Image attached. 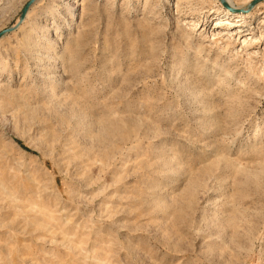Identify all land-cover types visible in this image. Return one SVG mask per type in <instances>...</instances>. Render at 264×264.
Returning <instances> with one entry per match:
<instances>
[{
	"label": "rangeland",
	"instance_id": "rangeland-1",
	"mask_svg": "<svg viewBox=\"0 0 264 264\" xmlns=\"http://www.w3.org/2000/svg\"><path fill=\"white\" fill-rule=\"evenodd\" d=\"M257 6L35 3L0 40V264H264Z\"/></svg>",
	"mask_w": 264,
	"mask_h": 264
},
{
	"label": "bare ground",
	"instance_id": "bare-ground-1",
	"mask_svg": "<svg viewBox=\"0 0 264 264\" xmlns=\"http://www.w3.org/2000/svg\"><path fill=\"white\" fill-rule=\"evenodd\" d=\"M38 1L39 0H37L35 3H37ZM245 1L246 2L244 5L237 6L236 3H234L232 0H225V2H226V7H225L220 2V0H218V2L227 10V11H225L226 16H228L229 18H232V17L236 18L238 20L237 22H241L248 15H253L256 12L257 8H259V6H260V5L259 6H257V5L260 3L262 4V2H264V0H245ZM35 3L32 5V7L35 5ZM31 8L29 9L28 13L26 14V17H27V15H28V17L30 16ZM26 17H25L24 21L26 20ZM23 22L20 25H18V23H19V20H18V22H16V24L13 26V27H15L16 25H18V27L13 32H17V30L21 27ZM4 37L5 36H3L1 39H3Z\"/></svg>",
	"mask_w": 264,
	"mask_h": 264
},
{
	"label": "water",
	"instance_id": "water-1",
	"mask_svg": "<svg viewBox=\"0 0 264 264\" xmlns=\"http://www.w3.org/2000/svg\"><path fill=\"white\" fill-rule=\"evenodd\" d=\"M37 0H31L23 9V11L21 12V15H20V18H19V23L18 25H20L25 17H26V14L28 13L29 9L32 7V5L36 2ZM220 2L226 7V2L225 0H220ZM18 25H16L15 27H12V28H9V29H6L2 32H0V39L5 36L6 34H9L11 32H13L14 30L17 29Z\"/></svg>",
	"mask_w": 264,
	"mask_h": 264
}]
</instances>
